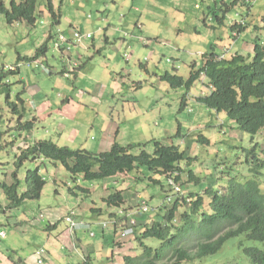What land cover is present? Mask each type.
Wrapping results in <instances>:
<instances>
[{
    "label": "rangeland",
    "instance_id": "1",
    "mask_svg": "<svg viewBox=\"0 0 264 264\" xmlns=\"http://www.w3.org/2000/svg\"><path fill=\"white\" fill-rule=\"evenodd\" d=\"M2 1L8 8L11 0ZM60 1L52 0L54 8L62 9V12H71L74 1L78 0H63V8L62 6L59 8ZM83 1L90 2L85 8H76L79 16L77 25L72 19L66 21L63 18L60 25L53 26L46 0L37 1L35 15L37 21L34 26L26 24L9 26L6 24L4 17L0 16V69L18 64V60L21 62L20 75L8 76V80L5 81L11 94L10 101L17 104V92L25 90L29 102L28 106L33 109L34 114L33 117H29L27 114L22 120V125L36 118L31 131L21 130L18 127V119L21 115L19 113L21 111L20 106L16 108L9 107L6 97L4 95L0 96V185L4 183L10 185L15 176L20 182L19 193H22L25 191L26 172L33 171L36 168H39V174L45 183L39 200L26 201L22 207L14 209L6 215H0V221L5 225L9 235V238L4 242L14 244L17 241L18 247H23L29 243L31 245H28V249L33 250L36 246L42 245L48 248L49 245L45 241L44 233L51 234L54 237L57 233L65 231L66 224L63 218L69 210H74L75 214H81L82 216L87 213V216H89L91 210L100 209L101 215L96 223L94 224V221L88 222V224H91V231L98 233L100 230L99 223L106 219L109 213L117 211V208L107 206L103 198H108L117 191L122 192L123 196L126 197L125 200L132 199V206L128 205V210L134 209L133 199L136 202V195H140L148 202L150 212L146 215L140 214V216H137L140 219L155 216L156 208L164 202L168 193L167 179L164 176L154 175L144 168H141L140 173L132 171L127 173V176L118 175L100 181H85L82 177H78L73 182L70 173L57 162L25 161L21 166H18L17 158L20 156L21 142H23L22 139L25 136H28L29 140H48L61 147L67 146L73 150L83 149L92 153L106 150L109 140L123 147L131 144H148L144 149L148 153L153 151L152 141L164 144H171L172 142L174 146H179L181 151L186 152L187 158L192 159L189 165L185 161L181 162L180 167L185 170V173L181 176L182 185L194 193L211 190L222 194L231 185H243L247 180L252 179L255 175L250 170L256 168V160H261L264 164V129L254 136L242 133L237 129L234 122L226 118L224 113L217 114L197 106L193 102L191 103V98L201 95L200 90L197 88L199 82L196 81L189 88H186V86L170 88L166 82H161V93L157 91L160 83L158 77L165 72L178 75L187 80L192 70L197 72L202 68L201 57L195 54L204 50L199 48V45H192L187 40L189 37L210 38V42L213 43V35H215L216 45H225L228 49L232 48V53H241L239 48L243 42L248 45L252 43L247 35L243 33V37L236 40L237 44L234 43L232 30L235 23H240L243 20L245 24L244 31L254 35L260 41H264V34L259 30L261 17L264 15V0H197L201 10L196 11L193 4L192 11L189 13L191 18H187L186 22L178 24V28L182 31L176 29L178 33L173 32L172 39H166V42L172 46L194 53V55L179 54V51H177L176 54H179L180 57H175L164 53H175L169 47H162L161 62H158L155 57L150 59L148 72L138 66L139 57L137 55L133 60L131 59L132 61L130 60V63L121 62L123 69L128 67L131 70L127 78L131 83L133 82L134 87L129 83L128 86L130 87L126 90L130 91L128 96L135 95L137 97L140 101L138 105L125 101L127 97H124V93L121 95L111 94L108 81L109 73L107 72L104 76L103 71L98 70L96 65L84 67L79 72L76 81L73 77L66 79L62 75L63 66L58 55L53 51V40L46 39L49 32L52 35L60 32L66 33L70 30L69 24H71L84 33H92V40L84 39V48L90 51L86 52L87 56L92 55L95 50H97L96 54L109 52L112 55L113 52L117 53L114 50L116 40L111 38V43L106 44L103 42L104 32L96 31L97 28L108 29L112 20V16H109L110 12L104 15L103 11V17L99 16L103 5L97 3L101 2L107 5V8L112 7L114 4L111 0H96V3L92 2L93 0ZM145 1L134 0V3L135 6L140 8L139 10H142ZM215 1H217V7H215ZM222 2H224V5H222ZM210 10L212 11L210 12ZM119 13L123 12L119 10ZM119 13L113 20L117 19ZM202 13L206 16L210 15V18H214V20L204 23L203 18H201ZM215 16L220 23L217 22ZM133 20L134 17L129 15L128 21L133 22ZM116 30L119 31L117 28ZM159 30L162 34L165 32L164 29ZM146 33L144 37L148 38L147 28ZM178 35L179 38H177ZM93 43L95 44L93 45ZM44 45L47 47V52L45 55H38L37 58L43 66L48 65L51 68L53 72L51 75L45 74L40 66L36 68L35 64L30 66L25 63L27 58L30 59L35 56L36 49ZM137 48L138 43L136 41L131 42L130 49L127 51L135 50L137 52ZM83 51L81 52L84 55ZM205 51L211 52L208 49H205ZM145 54L144 59L149 58L150 54L148 52ZM248 54L252 55L251 53H244L245 56ZM181 55H183V62H180L177 67L174 60L176 58L181 59ZM98 57L95 55V59ZM192 60L197 63L196 66L192 67L190 65ZM168 61L170 62L168 63ZM109 71H112V68H109ZM124 73L128 72L125 71ZM116 75H122L121 69L116 74L112 73L113 78ZM21 77H23L22 80H20ZM82 77L87 78L85 83L82 82ZM89 77L93 80V86L86 85ZM153 81H156L154 86L152 85ZM98 83L102 84L104 90L102 92H105V97H97L96 88ZM137 85L138 88H136ZM64 86L69 93L68 99L71 100L69 104L65 105L62 103L66 98L63 92ZM82 89H86V93L89 92L91 96L85 94L84 99L80 101L78 92ZM31 91L38 93L37 98L34 99L35 102L46 99V102L50 101L51 109L47 108L45 110L47 104H43L40 112L36 111L37 109L33 108L35 106L33 100L28 97L29 94L27 95V92ZM91 91L93 92L91 93ZM57 93L61 94V99H58ZM154 95H161V101H155L151 105ZM187 96L190 98L186 100L189 103L187 108L182 110L180 101ZM55 100L58 101L54 103ZM23 101H26L25 97H23ZM149 106L151 107L148 108ZM188 109L193 110L192 114L188 113ZM126 114L132 116L130 121L123 119ZM60 126L63 128L62 130ZM111 126L113 128L118 126L119 130L110 129ZM178 130L183 139H189L186 144L180 143L181 140L176 135ZM198 135L208 139L209 144L196 143ZM100 142H105V148L102 151L98 148ZM138 153L139 151L134 152V154ZM189 171L197 178V183H185L188 180ZM255 178L264 191V166ZM125 180L127 184H124ZM153 181L157 183L154 184ZM186 194L188 195V192ZM7 204L4 192L0 187V208H4ZM123 207L126 208V204ZM184 209H187V206L183 205L180 211ZM15 223L18 224L16 227H14ZM55 224H57V227L51 229L50 227ZM137 224L139 227L138 222ZM42 227H44V231ZM227 230L228 227H225L220 235ZM85 236L89 237V232H86ZM130 242L134 243L135 246H128L126 248L127 253H133L132 255L137 253L139 255L140 250L136 249V242ZM144 244L148 247L157 248L159 241L150 239L144 241ZM181 246L189 250L197 248L195 240L190 238L182 242ZM2 247L3 245H1ZM76 261L78 259L74 257L67 263L76 264ZM102 264L123 263L115 257V260ZM187 264H249V262L244 258L242 247L238 245V239H232L217 254Z\"/></svg>",
    "mask_w": 264,
    "mask_h": 264
},
{
    "label": "trees",
    "instance_id": "2",
    "mask_svg": "<svg viewBox=\"0 0 264 264\" xmlns=\"http://www.w3.org/2000/svg\"><path fill=\"white\" fill-rule=\"evenodd\" d=\"M37 1L11 0L7 8L0 0V16L4 17L9 26L15 24L34 26L37 21L35 16ZM62 1L59 8L61 6L63 8ZM46 3L53 26L60 24L64 13L72 12L55 9L52 0H46ZM71 9L74 10L73 7ZM236 28H240V32L245 29L242 26H234L233 30ZM259 30L264 34V15L261 17ZM252 45V55L245 56L239 53L232 58L217 61L216 54H208L203 57L205 63L202 68L197 72L192 70L187 80L180 76L164 74L162 81L170 88L182 86L189 88L201 75H205L206 84L211 90L205 96L197 98L198 104L208 111L224 113L240 132L254 136L264 129V41L256 38ZM44 47L45 45L40 50L43 51ZM16 74L18 70L1 69L0 96L6 97L9 107L20 106L18 125L21 130L29 132L33 129V122L20 124L23 116L26 117L32 112L28 104L20 98L24 91L17 96L19 104L12 103L10 91L5 83L8 76ZM182 106L183 102L181 108ZM152 143V153L144 150L148 144H131L123 147L116 142L107 151L92 153L40 140L30 142L28 148L22 150L17 165L40 159L57 162L70 173L72 181H76L78 177L85 181H100L144 168L154 175L173 178L176 185L181 184V187L185 188L181 181V174H184L185 170L180 167V163L185 161L189 165L192 159L187 158L186 152L181 151L179 146L153 141ZM196 143L207 145L209 141L198 135ZM135 151L139 153L134 154ZM255 163L256 168L250 172L256 176L264 164L261 160H256ZM255 176L243 185H231L222 194L211 190L194 193L187 188L189 192L186 198L191 200L190 203L183 195L170 193V197L176 198L166 203V196L164 203L156 209L152 220L146 217L139 222L135 240L140 255L123 257V264L192 263L217 254L232 239H238V245L242 247L244 258L249 264H264V191L258 180H255ZM187 179L186 184L197 183V178L191 171ZM44 184L42 176L39 175V168H36L26 172L25 191L22 193H19L20 182L15 176L10 185H1L8 205L0 208V215H6L22 207L26 201L39 200ZM105 202L107 205L118 207L122 203L121 193L110 195ZM183 205L187 206V209L180 211ZM56 227L57 224L50 228ZM225 227H228V230L220 235ZM58 235L59 233L56 236ZM188 238L194 239L197 244L193 252L180 247ZM150 239L159 241V246L155 249L146 246L144 241Z\"/></svg>",
    "mask_w": 264,
    "mask_h": 264
},
{
    "label": "crops",
    "instance_id": "3",
    "mask_svg": "<svg viewBox=\"0 0 264 264\" xmlns=\"http://www.w3.org/2000/svg\"><path fill=\"white\" fill-rule=\"evenodd\" d=\"M96 0H93L92 2H95ZM112 3L114 4V8L112 7H108L107 5L99 2L97 4H102L103 7H101V12L100 13V17H103L102 13L104 11V15L109 13V16H112V20L111 23L108 26V29L105 28L104 30L101 28H97L96 31H100V32H104V39L103 42H105L106 44H110L111 43V38L115 39L116 42L114 44V50H116V52L118 53H114L111 55V53L106 52L105 54H96L97 50H95L94 53H92V55L87 56L86 52L89 51V49H86V51H83V49L80 48H74L71 52V58L72 59H79L81 58V64H83V67H86L87 65L90 66H97L98 70L103 71L102 74L105 76L107 74V72L109 73V88L111 89V94H123L124 93V97H127V102H133L135 104H140V101L137 99V97L134 96H128L130 92H128V90H126L128 87L129 79L127 78L129 75L127 73H124V75H128L126 78L123 77V72L128 71V67L127 69H123L122 68V63L124 62L123 60V53H127V50L130 49V45L131 42H135L133 39H125L122 37V34L120 31L124 30L125 32H129L132 36H141L144 37L147 33H146V28L148 31V35L146 39L149 40L148 45L146 46H142L139 42H138V48H137V52L131 51L132 52V60L133 58L137 55V57H139L138 59V66H144L145 63H143V59L145 57V53L148 52V54H150L149 56V61L148 63L145 64V68L144 70L146 72L149 71V63H150V59H153V57H155V59L158 60V62H161V56H162V47H169L171 51L175 52V53H170V52H164L173 56H179V54L182 53H187L188 55H194V53H190L187 52L186 50H182L181 48H178L176 46H172L170 43L166 42V39L171 40L172 36H173V32L178 33V31H182L178 28V24L179 23H183L187 21V18H191V16H189V13L192 11V5L194 4V9L196 11H200L201 10V6L199 4V2L197 0H146L144 2V8H142V10H139L140 8H138L137 6H135L134 0H120V1H113L111 0ZM90 1H82V0H78V1H74L73 3V8L74 10H72V12L69 13H64L63 14V18L64 20L68 21V19H72L74 21V23L78 24V11L76 10V8H85L86 5L89 3ZM96 3V2H95ZM215 3V7H217L216 3L217 1L214 2ZM63 5V4H62ZM222 5H224V2H222ZM70 8V6H69ZM112 8V9H111ZM151 9H154L153 11ZM119 10L122 11L123 13H119ZM212 10H210L211 12ZM119 13L117 19L113 20L116 15ZM129 15L134 17L133 22H129L128 21V17ZM108 16V17H109ZM61 18V19H63ZM201 18H203V22H207V21H213V19L210 18L209 16H206L204 13H202ZM211 19V20H210ZM217 19V22H219V19ZM116 23V24H115ZM137 23H141L143 25L142 30H137L136 29V24ZM147 25V27H145V25ZM115 25V26H114ZM121 27V29H120ZM119 29V31L116 30ZM107 29V30H106ZM159 29H164L165 32L162 34L160 32ZM178 31H177V30ZM173 30V31H170ZM155 31V32H154ZM144 34V35H143ZM244 35H247L248 39L250 41H253V39L255 38L254 35L247 33L246 31L243 33ZM243 34H239L238 38H242ZM249 34V36H248ZM162 35V36H161ZM164 36V37H163ZM214 36L213 35V43L210 42V38H199L198 36H194V37H189L187 38V40L190 41V43L192 45H199V48L203 49L204 51H199L196 52V56H203V55H207V54H216L219 55L220 53H222V51L224 49L230 50V54L229 55H233L234 53H232V48L228 49L225 45L222 46H218L216 45V39L214 40ZM234 36V32H232V37ZM207 37V36H206ZM145 38V37H144ZM179 38V35L178 37ZM235 39V45L237 44V39ZM234 39V37H233ZM95 43H93L94 45ZM215 44V45H214ZM118 45V47L116 48V46ZM217 46V47H216ZM215 47V50H214ZM205 49L210 50L211 52H206ZM133 50V49H132ZM253 50V45L251 44H247L244 43L240 45L239 51H241L240 54H244L246 53H252ZM84 52V55L82 54V52ZM94 51V48H93ZM179 51V54H176V52ZM216 51V52H215ZM238 51V49H237ZM90 52V51H89ZM72 53H76V54H72ZM238 53V52H235ZM79 54V56L77 55ZM95 55L99 56L97 59H95ZM159 56V58H158ZM89 58V61L86 62V59ZM143 58V59H142ZM183 55H181V59L176 58L174 60V64L175 66H179L180 62L182 63L183 60ZM130 59V60H131ZM129 60L128 63H130L131 61ZM142 61V62H141ZM202 62L204 63V60L202 59ZM192 67L196 66L197 63L192 60L191 64ZM63 66V63H62ZM142 66V67H143ZM109 68H112V71H109ZM121 69L122 75H116L115 78H113L112 73H115L117 71H119ZM131 73V70H129ZM79 73V72H78ZM80 74V73H79ZM76 76V80L79 77ZM140 78V76H138ZM23 79V77H22ZM85 81H87V78L82 77V82L85 83ZM158 82H160L159 84H161V80L160 77H158ZM88 84L89 86H93V80L90 79V77L88 78ZM160 87V86H159ZM98 88V89H97ZM96 88L97 91V97L101 98V97H105V92L103 93L102 91V84L98 83ZM106 90V89H105ZM87 90L86 89H82L78 92L79 95V100L81 101L82 99H84V95L85 92ZM107 91V90H106ZM63 92L66 95V98L63 100L64 101V105L65 104H69L71 102L70 99H68V95L69 93L67 92V89L65 88V86L63 87ZM83 94H82V93ZM93 91H91L92 93ZM29 94V95H28ZM88 95L91 96V94L89 92H87ZM137 94V93H136ZM28 97H31V100H33L34 102V109H37L36 111L40 112V108L43 104H47L45 110L51 109V106L49 105V102H46V99L40 100L35 102L34 99L37 98L38 93L37 92H27ZM60 95V96H59ZM82 96V97H80ZM161 95L159 96H153L152 97V104L156 101L159 102L161 100ZM25 97L27 98L26 94ZM62 96L61 94L58 93V99H61ZM95 100V99H92ZM58 100H55V102H57ZM54 105V104H53ZM151 106H149L148 108H150ZM64 109V107H63ZM62 111V110H61ZM60 111V112H61ZM153 111V110H152ZM62 113V112H61ZM123 119L126 120L128 119V121H130L132 119V116L130 114H126L123 116ZM113 126L110 127V129H112ZM60 129L62 130V126H60ZM119 130V127H114L113 130ZM112 130V131H113ZM112 145V141L109 140L108 144H107V148H105V142H100L98 143V148L102 151V149H106L104 151H107ZM124 184H127L126 182ZM105 199V198H103ZM81 217H83L81 219ZM91 219V221H89ZM97 219L92 218L91 214L89 216H87V213L82 216L81 214H76V221H84V222H93L96 223ZM26 223V222H25ZM31 225V224H29ZM9 226V225H8ZM32 226L34 227L33 223ZM14 227H16L14 225ZM43 230V227H42ZM0 231H5V238L1 239L0 238V264H36V259L34 257V253L35 251L39 248V247H45V246H36L33 250L32 249H28V245H31L29 243H27L26 245H24L23 247H18L17 246V241L16 243H5L4 241H6L9 238V235L6 231V227L4 224H2V222L0 221ZM33 231V230H32ZM44 231V230H43ZM45 234V241L46 243L49 245L48 248L45 247L47 254H48V258L49 261L47 262V264H68V260H70L69 256L75 257L77 258L79 261L80 256H89V260L92 261V264H102L105 263L107 260V258H111V260H115V257L119 258L120 261L122 262V257L129 255L126 252V248H122V249H115L112 252V255H110L109 257V253L111 254V252L109 250H106L105 248H102V246H106L108 243H110L111 241L114 240L113 238V234L111 231H106L103 232L101 231V229L99 230L98 233H95L96 236L94 238H90L85 236V232L84 231H78L76 233V238H74V240H72V236H70L68 231H64L60 236L58 237H53L48 233H44ZM33 236V233H32ZM1 245H3V247L1 248ZM109 252V253H108ZM86 257V256H85ZM20 261V262H19Z\"/></svg>",
    "mask_w": 264,
    "mask_h": 264
},
{
    "label": "clouds",
    "instance_id": "4",
    "mask_svg": "<svg viewBox=\"0 0 264 264\" xmlns=\"http://www.w3.org/2000/svg\"><path fill=\"white\" fill-rule=\"evenodd\" d=\"M52 4L54 6V3L53 2H52ZM62 4H63V1H62ZM61 20H60V24H61ZM69 25H70L71 28H70V30L68 32H66V33L60 32V33H58L56 35H52L49 32L48 35L46 36V39L48 40L51 37L50 39L53 40V51H54V53H56L58 55L61 64L63 63V72H62V75L66 79H70V78L73 77L74 80L76 81V76L79 74L78 72H80L84 67H83V64H81V62H82L81 61V58H79V59H72L71 58V52H72V50L74 48H80V49L83 48V50H86V48H84V39L92 40L93 39V35L90 32H85L84 33L82 31H80L76 26H73L71 24H69ZM75 25H77V24H75ZM235 26L236 27H240V26L245 27L244 21L241 20L240 23H235ZM142 28H143V25L141 23H137L136 24V29L137 30H140L141 31ZM120 32L122 34V37L125 38V39H133L137 43L139 42L142 46L148 45L149 40L146 39V37L144 38V37H141V36H132L129 32H125V31H120ZM232 32H234V36L233 37H234V39H236V38L239 37V34L241 35L245 31L243 30L242 32H240V28H236V29L232 30ZM256 38L257 37H255L253 39V41ZM40 48H38L39 50L36 49L35 50V56L32 57V58H30V59L27 58L26 61H25V63H27V65H30V66L32 64H35V67L36 68H37V66H40L42 68V71L45 72V74L51 75L53 73L52 70H51V68L48 65L43 66L42 62L39 61V59L37 58L38 55L39 56L45 55V53L47 52V47L45 46L43 51H41ZM131 54H132L131 51H127V53H125L123 55V60L125 61V63H128L129 60L132 58L131 57L132 56ZM229 54H230V50L224 49L222 51V53H220L219 55H216L217 56L216 59H217V61H221L223 59L232 58L234 56V54H239V53H234L233 55H229ZM207 55L201 56V60L203 59L204 60V63H205V58H203V57H205ZM78 56H79V54H78ZM88 61H89V59L86 60V62H88ZM148 61H149V58L143 59V63H145V64L148 63ZM169 62L170 61H168V63ZM204 63L202 62V66H203ZM145 64H144V66L142 65L143 67L142 66H140V67L141 68H145L146 67ZM20 66H21V62H20V60H18V64L17 65H14V66H12V65L11 66H5V67L2 68V70L3 69L9 70V71H17L18 70V76H19L20 73H21ZM174 68H175V66H174ZM0 71H1V69H0ZM127 72H128L127 74L130 75V71L128 70ZM164 74H169V73L168 72H165ZM169 75H171V74H169ZM127 76L123 74V77L124 78H126ZM162 76L161 75L159 76L161 82H163L162 81ZM175 76H178V75H175ZM20 80H22V77L20 78ZM197 82H199V84L197 85V88L201 92V95L200 96H205L206 94H208V92H210L211 87L208 88V86L206 84L205 75H201L200 79ZM131 84H132V87H134L133 82ZM152 85L153 86L156 85V81H153ZM128 87H130V86H128ZM161 87H162V84H159L158 85V88H157V91L159 93H161ZM136 88H138V85L136 86ZM128 92H130V91H128ZM20 93L21 92H17V94H16V100H17L18 94H20ZM25 94H26V91L24 90V93L21 94V96H20V98L22 100H23V97H25ZM85 94H87V93L85 92ZM200 96H198V97H200ZM198 97L191 98L192 99L191 100V103L193 102L197 106H200L198 104V102H197V98ZM187 98H189V97L187 96V97H183L181 99L180 103L182 104V102H183L182 108H187V104L189 103V102L186 101ZM25 102L27 104H29V102L27 101V98H26V101ZM17 103H18V101H17ZM62 103L64 104V101ZM133 103H134V101H133ZM29 109L32 110V112L29 114V117H33V114H34L33 109L32 108H29ZM192 112H193V110L188 109V113L189 114H192ZM24 118H25V116H23V118L21 119L20 124H22V120ZM35 121H36V118H33V120L30 121V122H35ZM19 128H20V125H19ZM176 135H178L179 139L181 140L180 143H185L186 144L188 142V140H189V139H183L182 136L180 135V131L179 130L177 131ZM22 140H23V142H21V152H22V150H25L26 148H28V146L30 144V141H32L31 143L36 142V140H29V137L28 136H25ZM114 143L115 142H113L112 145ZM171 144H172V142H171ZM17 160H18V158H17ZM37 161L38 162H43V161H47V160L40 159V160H36L35 162H37ZM29 171H32V170H29ZM140 171H141V168L138 169V170H136V172H138V173H140ZM126 174L127 173L120 174V175L127 176ZM182 174H181V176H182ZM164 177L168 181V193L166 195L167 196L166 203H168L169 201H171L174 198H176L175 196L170 197V193H174V195L181 194V195H183L184 198H186V196H187L186 193L189 192L186 187L183 189L181 187V184L180 185H176L175 184L173 178H168L166 176H164ZM73 182H75V181H73ZM125 182L127 183L126 180L124 181V183ZM4 184H6V183H4ZM0 187H1V185H0ZM130 188H131V185H130ZM175 189H179V191L176 192ZM185 190H187V191H185ZM84 192H87V191H84ZM120 193H121V197H122V203L119 204L118 207L111 206L113 208H117V211L115 213H109V215L107 216V218L104 219L103 221H101L99 223V226H100L101 231H103V232L111 231L112 234H113L114 240L111 241L110 243H108L106 246H102V248H105L106 250H109L111 252V254L108 252L109 253V257H110V255H112V252L115 249H122V248L125 249L128 246H130V245L131 246H135L134 243H131L130 241H135L136 242V240H135L137 238L136 237V233H137V230L139 229L137 222L139 223L142 220V219H140L137 216H140V214H145L146 215V214H148L150 212V207H149L148 202L146 200H144L143 197H141L140 195H136V197H135V199H137L136 202L133 199V202L135 203L134 209L128 210V205H130V207L132 206V199L131 200H127V199L125 200L126 197L123 196L122 192H120ZM106 199L107 198L103 199V201L107 205V203L105 202ZM186 200H187L188 203L191 202L190 199H187L186 198ZM124 204H126V208L123 207ZM107 206H110V205H107ZM144 208H146V210H144ZM90 214H91L92 218L98 219L100 217V215H101V210L100 209H93V210H91V213ZM153 216L150 217L151 220H152ZM82 218L83 217H81V219ZM67 219H71L72 220V223L75 226L74 227H71V224L69 222H67ZM63 220H64L65 224L67 225L66 231H68L69 234H70V236L73 237L72 240H74V238H76V233L78 231H84L85 233L86 232H89V236L91 238H94L96 236L95 232L91 231V224H88V222H84V221H79V222L76 221V214H75V211L74 210H69L67 212L66 216L63 218ZM36 221H37V219H36ZM49 225H51V224L49 223ZM43 229H44V227H43ZM63 232L64 231L59 232V234L61 235ZM0 233H3L4 234V237H1L0 236L1 239H4L5 238V231H0ZM60 235H58V236H60ZM58 236H54V237L56 238ZM181 244H180V247H182L184 249H187V248L181 246ZM136 249L138 250L137 245H136ZM187 250H188V252H193L194 251V250H189V249H187ZM39 251H43V255L41 257L42 258V263L41 264H47V262L49 261V258H48L47 251H46V249L44 247H39L35 251V253H34V256H35V259H36V264H39L38 263V256H37V253ZM128 254L129 255H126V256H123V257H127V256L128 257H135V256L138 255L137 253H135L134 255H132L133 253H128ZM139 255H140V253H139ZM85 256H83V255L80 256V259L81 260L80 261L78 260L79 263H78V261H76V264H92V261L89 260V256H87V255H85ZM69 258H70V260H68V262L71 261L74 257L69 256ZM110 260H111V258H107V260H105V261L106 262H109ZM122 263H123V260H122Z\"/></svg>",
    "mask_w": 264,
    "mask_h": 264
},
{
    "label": "built area",
    "instance_id": "5",
    "mask_svg": "<svg viewBox=\"0 0 264 264\" xmlns=\"http://www.w3.org/2000/svg\"><path fill=\"white\" fill-rule=\"evenodd\" d=\"M176 192L179 191V189H175ZM144 210H146V208H144ZM67 222H69L71 224V227H74L75 225L72 223V220L71 219H67ZM0 236L1 237H4V234L3 233H0ZM42 255H43V251H39L37 253V256H38V263L41 264L42 263Z\"/></svg>",
    "mask_w": 264,
    "mask_h": 264
}]
</instances>
